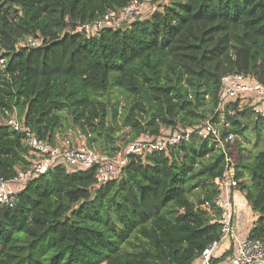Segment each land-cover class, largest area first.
<instances>
[{
  "label": "trees",
  "instance_id": "1",
  "mask_svg": "<svg viewBox=\"0 0 264 264\" xmlns=\"http://www.w3.org/2000/svg\"><path fill=\"white\" fill-rule=\"evenodd\" d=\"M140 1L143 18L87 35L75 27L130 0H0V179L14 178L34 156L25 134L3 122L11 114L51 145L76 144L79 135L112 158L145 134L167 136L222 112L228 131L254 138V154L237 142L235 177L257 215L248 236L264 243V119L240 98L217 112L223 75L264 83V0ZM196 21L252 36L228 40L227 69L209 68L205 51L192 67L172 48ZM29 36L42 45L23 44ZM69 40L76 65L64 69L49 54ZM224 169L223 153L197 137L167 152L129 154L101 184L95 168L56 165L33 176L14 207H0V264H198L222 236L214 199ZM234 251L215 264H228Z\"/></svg>",
  "mask_w": 264,
  "mask_h": 264
},
{
  "label": "built area",
  "instance_id": "2",
  "mask_svg": "<svg viewBox=\"0 0 264 264\" xmlns=\"http://www.w3.org/2000/svg\"><path fill=\"white\" fill-rule=\"evenodd\" d=\"M144 14V2L130 0L122 9L109 11L93 22L77 25L74 32L91 35L103 28H125L135 20L143 18ZM23 44L36 48L42 45V41L29 36ZM1 63H5V60L1 59ZM221 81L222 88L217 112L221 111L227 101L240 98L241 106H251L254 113L264 119L263 82L238 72L223 75ZM221 113L217 121L207 118L167 136L154 138L145 134L131 142L117 157L112 158L93 150L82 140L72 144L69 139H64L59 144L51 145L35 132L26 129L17 116L11 114L3 122L25 134L26 143L34 156L28 167L19 171L14 178L0 179V207H14L17 195L25 189L27 182L33 176L44 174L56 165L64 164L73 169L95 168L97 183L101 184L121 172L129 154L146 156L153 152H167L169 147L189 142L192 137H197L213 143L223 153L225 160L222 176L215 179L219 192L214 199L215 206L221 210L220 215L214 217V222L221 225L222 236L219 241H214L202 252L198 264H215V259H219L231 245L234 246L235 253L228 257V264H264V243L259 239H251L249 236L237 235L238 216L234 190L239 184V180L235 177L236 163L239 158L237 146L239 135L226 129L230 123ZM207 207L212 208L211 205Z\"/></svg>",
  "mask_w": 264,
  "mask_h": 264
},
{
  "label": "rangeland",
  "instance_id": "3",
  "mask_svg": "<svg viewBox=\"0 0 264 264\" xmlns=\"http://www.w3.org/2000/svg\"><path fill=\"white\" fill-rule=\"evenodd\" d=\"M187 32V34L181 35L175 39L172 54L182 61L189 62L190 66L195 67L198 66V63L192 57H197L198 52L205 51L207 55H205V59L208 62V67L211 69H218L219 71L227 69L229 64L230 52L227 46L228 40L231 38L235 39L236 37L249 38L252 36L251 33L246 31L243 27L220 23V21L213 23L206 21L193 22L190 30ZM7 37H9V35H7ZM67 43L69 46L66 50L56 51L55 55L49 54L52 60L55 59L52 64L57 62V58H62L64 69H69L72 65H76V62H71V51L75 44H72L70 40ZM198 46L201 47L200 51L197 49ZM185 49L189 51H185ZM79 137L80 136L77 135L75 138L84 141L82 137ZM237 142H242V144L248 148V151H251L253 154L256 153L257 148L254 145V138H252L251 141H246L242 136H238Z\"/></svg>",
  "mask_w": 264,
  "mask_h": 264
},
{
  "label": "crops",
  "instance_id": "4",
  "mask_svg": "<svg viewBox=\"0 0 264 264\" xmlns=\"http://www.w3.org/2000/svg\"><path fill=\"white\" fill-rule=\"evenodd\" d=\"M235 206L237 209V235L239 237L248 236L253 227L257 215L252 211L248 204L245 195L238 188L234 190Z\"/></svg>",
  "mask_w": 264,
  "mask_h": 264
}]
</instances>
